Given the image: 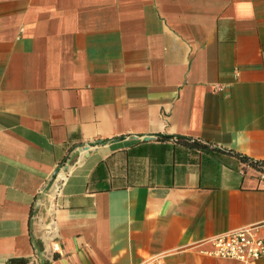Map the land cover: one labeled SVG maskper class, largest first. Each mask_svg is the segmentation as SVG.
I'll return each mask as SVG.
<instances>
[{
    "label": "crops",
    "instance_id": "1",
    "mask_svg": "<svg viewBox=\"0 0 264 264\" xmlns=\"http://www.w3.org/2000/svg\"><path fill=\"white\" fill-rule=\"evenodd\" d=\"M229 149L264 160V0H0V264H240Z\"/></svg>",
    "mask_w": 264,
    "mask_h": 264
},
{
    "label": "built area",
    "instance_id": "2",
    "mask_svg": "<svg viewBox=\"0 0 264 264\" xmlns=\"http://www.w3.org/2000/svg\"><path fill=\"white\" fill-rule=\"evenodd\" d=\"M207 251L215 257L232 259L240 264H264V222L249 227L233 229L207 240ZM141 264H160L147 260Z\"/></svg>",
    "mask_w": 264,
    "mask_h": 264
},
{
    "label": "trees",
    "instance_id": "3",
    "mask_svg": "<svg viewBox=\"0 0 264 264\" xmlns=\"http://www.w3.org/2000/svg\"><path fill=\"white\" fill-rule=\"evenodd\" d=\"M191 144H198L199 142L197 141V139H193L191 142ZM217 148V147H216ZM219 150H222L220 148H217ZM223 151V150H222ZM228 153L236 156V158H238L240 161L247 163L248 165H251L255 168H257L260 171H264V160L261 159H253L243 153H239L236 152L232 149L227 150Z\"/></svg>",
    "mask_w": 264,
    "mask_h": 264
},
{
    "label": "water",
    "instance_id": "4",
    "mask_svg": "<svg viewBox=\"0 0 264 264\" xmlns=\"http://www.w3.org/2000/svg\"><path fill=\"white\" fill-rule=\"evenodd\" d=\"M154 137H169V138H171V137H175V138H177V137H179V136H176V135H168V134H163V133H158V134H155V135H152V136H146V137H144V139L147 140V139H149V138H154ZM89 146H91V144H90V145H86V148L89 147ZM76 154H77V153L75 152L74 155H76Z\"/></svg>",
    "mask_w": 264,
    "mask_h": 264
},
{
    "label": "bare ground",
    "instance_id": "5",
    "mask_svg": "<svg viewBox=\"0 0 264 264\" xmlns=\"http://www.w3.org/2000/svg\"><path fill=\"white\" fill-rule=\"evenodd\" d=\"M60 172V171H59Z\"/></svg>",
    "mask_w": 264,
    "mask_h": 264
}]
</instances>
